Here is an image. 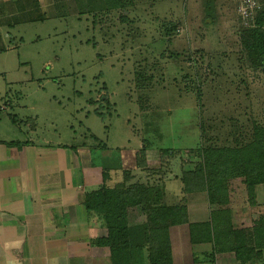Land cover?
Masks as SVG:
<instances>
[{
    "label": "rangeland",
    "instance_id": "rangeland-1",
    "mask_svg": "<svg viewBox=\"0 0 264 264\" xmlns=\"http://www.w3.org/2000/svg\"><path fill=\"white\" fill-rule=\"evenodd\" d=\"M58 1L65 7L21 23L12 33L23 42L0 53V139H24L34 118L37 135L89 149L115 185L142 183L166 204H188L181 177L200 143L235 145L254 122L264 126V70L249 66L241 38L263 0ZM242 172L230 182L233 219L249 226L264 216V188L252 208ZM194 196L188 224L170 229L185 264L211 243L207 194ZM129 210L130 225L146 221Z\"/></svg>",
    "mask_w": 264,
    "mask_h": 264
},
{
    "label": "crops",
    "instance_id": "crops-1",
    "mask_svg": "<svg viewBox=\"0 0 264 264\" xmlns=\"http://www.w3.org/2000/svg\"><path fill=\"white\" fill-rule=\"evenodd\" d=\"M44 1L0 0V53L23 42L12 33L21 23L43 21L53 9L65 7L62 1ZM51 5L55 7L48 9ZM28 126L24 139H0V264H112L110 249L95 244L108 234L104 215L89 211L84 198L115 181L105 180V166L93 162L89 149L40 137L34 118ZM191 195L201 192L188 194V214ZM251 207L245 209L247 215ZM176 227L171 230L177 235ZM198 230L196 225L190 237ZM174 244V264H185L187 255L178 247L176 257ZM211 244L204 253L212 250Z\"/></svg>",
    "mask_w": 264,
    "mask_h": 264
},
{
    "label": "trees",
    "instance_id": "trees-1",
    "mask_svg": "<svg viewBox=\"0 0 264 264\" xmlns=\"http://www.w3.org/2000/svg\"><path fill=\"white\" fill-rule=\"evenodd\" d=\"M120 6L121 0H104L103 4L105 8ZM241 38L249 66L264 70V0ZM171 151L166 149L162 153L168 155ZM198 157L195 167L186 169L181 177L182 192H205L209 204L212 250L196 261L262 264L264 216L249 226L234 223L230 182L241 168L248 202L253 206L259 204V189L264 188V126L254 122L249 137L235 140V145L203 141L198 146ZM182 199L184 202L185 198ZM84 203L89 211L104 215L108 234L95 244L110 249L112 264H174L170 229L189 222L185 202L166 204L164 191L142 183L128 185L125 180L114 187L105 183L87 192ZM130 208L146 214V221L130 225Z\"/></svg>",
    "mask_w": 264,
    "mask_h": 264
},
{
    "label": "built area",
    "instance_id": "built-area-1",
    "mask_svg": "<svg viewBox=\"0 0 264 264\" xmlns=\"http://www.w3.org/2000/svg\"><path fill=\"white\" fill-rule=\"evenodd\" d=\"M244 4L246 6H250L252 8V5L254 4V0H245ZM242 10L246 13L247 12V8L242 6Z\"/></svg>",
    "mask_w": 264,
    "mask_h": 264
}]
</instances>
